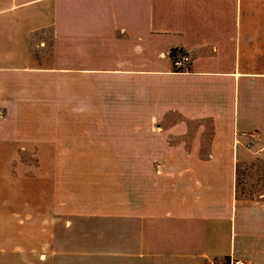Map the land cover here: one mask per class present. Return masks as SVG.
<instances>
[{"label": "crops", "instance_id": "crops-1", "mask_svg": "<svg viewBox=\"0 0 264 264\" xmlns=\"http://www.w3.org/2000/svg\"><path fill=\"white\" fill-rule=\"evenodd\" d=\"M0 114V264H264V0H0ZM22 157L106 174L51 186L55 242Z\"/></svg>", "mask_w": 264, "mask_h": 264}, {"label": "rangeland", "instance_id": "rangeland-1", "mask_svg": "<svg viewBox=\"0 0 264 264\" xmlns=\"http://www.w3.org/2000/svg\"><path fill=\"white\" fill-rule=\"evenodd\" d=\"M3 115L0 114V119ZM41 159V158H40ZM45 160L41 162V168L37 167L38 158L35 157H22L21 160L24 161L26 165H33L32 169L28 171L29 174H31L30 178L31 180H43L47 182V184L50 186V195H49V217H48V226L46 225V222L42 223L40 222V215L35 216L39 222L33 221V225L35 227H41V225L44 227L46 226L49 233V238L52 240V242H55V235L57 228H59L56 225V217L57 212L54 210L56 209V195H55V189L51 193V186H55L57 184L58 180H65V178L70 177L71 179L73 177H79L81 182L87 183L88 181L94 182V181H101L104 180L105 173L97 172L93 174L88 173H80L79 176H71L69 173L63 174L59 171H57L56 167V157H46ZM113 160L112 163H115V159L111 158ZM96 161H99V158L95 159ZM81 163H87L83 160ZM108 163V162H107ZM109 164V163H108ZM248 167V168H247ZM246 172H241L238 174V195L251 197V196H258V195H264V162H258V163H252L251 165H247ZM95 178V179H94ZM41 207V206H37ZM45 207L44 205L42 206ZM40 213V212H39ZM43 217H46L47 215L42 212ZM66 224V223H65ZM63 225V224H62ZM66 227V226H64ZM27 239V238H25ZM42 241L46 239H41ZM27 242V241H26ZM30 243V244H28ZM28 246L31 245V242H28ZM40 240L34 241L32 243L33 245L39 244ZM46 242L42 243L45 244ZM55 245V244H54ZM64 247V246H63ZM214 261V260H213ZM215 262V261H214Z\"/></svg>", "mask_w": 264, "mask_h": 264}, {"label": "built area", "instance_id": "built-area-1", "mask_svg": "<svg viewBox=\"0 0 264 264\" xmlns=\"http://www.w3.org/2000/svg\"><path fill=\"white\" fill-rule=\"evenodd\" d=\"M187 61H188V58L186 57H181L179 60L174 61L173 63L174 71L179 72L181 70L182 65L186 63ZM205 264H216V263L213 260H207ZM224 264H246V263L237 261L233 258H229L225 261Z\"/></svg>", "mask_w": 264, "mask_h": 264}, {"label": "trees", "instance_id": "trees-1", "mask_svg": "<svg viewBox=\"0 0 264 264\" xmlns=\"http://www.w3.org/2000/svg\"><path fill=\"white\" fill-rule=\"evenodd\" d=\"M176 52L172 51L171 52V57H174ZM181 71V70H180ZM236 190H237V193H238V177H237V184H236ZM252 197V196H251Z\"/></svg>", "mask_w": 264, "mask_h": 264}]
</instances>
